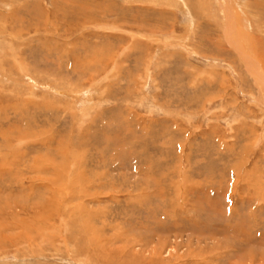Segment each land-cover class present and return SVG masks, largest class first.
Returning <instances> with one entry per match:
<instances>
[{"label": "rangeland", "instance_id": "374dc122", "mask_svg": "<svg viewBox=\"0 0 264 264\" xmlns=\"http://www.w3.org/2000/svg\"><path fill=\"white\" fill-rule=\"evenodd\" d=\"M0 264H264V0H0Z\"/></svg>", "mask_w": 264, "mask_h": 264}]
</instances>
